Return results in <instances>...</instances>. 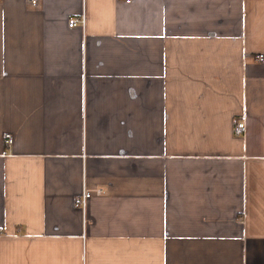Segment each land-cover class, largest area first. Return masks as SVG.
I'll return each mask as SVG.
<instances>
[{"label":"crops","instance_id":"1","mask_svg":"<svg viewBox=\"0 0 264 264\" xmlns=\"http://www.w3.org/2000/svg\"><path fill=\"white\" fill-rule=\"evenodd\" d=\"M256 52L264 0H0V264H264Z\"/></svg>","mask_w":264,"mask_h":264},{"label":"built area","instance_id":"2","mask_svg":"<svg viewBox=\"0 0 264 264\" xmlns=\"http://www.w3.org/2000/svg\"><path fill=\"white\" fill-rule=\"evenodd\" d=\"M32 2H35V0H31ZM129 1V0H127ZM84 19L83 17L77 18V17H72L69 19V26H74L77 23H81L83 24ZM252 57L257 60V61H264V52H256L255 54L252 55ZM245 131V122L244 120H237L233 126V132L235 134H241ZM4 141L5 143L9 146L12 143V135L9 132H6L4 134ZM102 188L97 187L94 189H90V188H84L82 190V192L75 196L74 198V204L77 206H84L86 200L88 197H90L92 195V193L100 195L102 193Z\"/></svg>","mask_w":264,"mask_h":264}]
</instances>
